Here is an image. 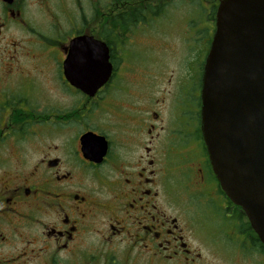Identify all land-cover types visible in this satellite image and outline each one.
Wrapping results in <instances>:
<instances>
[{"label":"flooded vegetation","instance_id":"flooded-vegetation-1","mask_svg":"<svg viewBox=\"0 0 264 264\" xmlns=\"http://www.w3.org/2000/svg\"><path fill=\"white\" fill-rule=\"evenodd\" d=\"M157 1L145 4L150 19L184 9ZM219 1L213 21L166 23L175 44L157 32L147 61L124 49L149 25L124 21L145 8L138 2L96 6L92 22V0H0V264H212L192 245L199 221L219 257L264 264L200 131L203 64L192 51L211 40ZM81 37L108 51L110 73L93 95L65 77ZM184 42L186 55L172 53ZM80 65L69 74L87 76Z\"/></svg>","mask_w":264,"mask_h":264},{"label":"water","instance_id":"water-1","mask_svg":"<svg viewBox=\"0 0 264 264\" xmlns=\"http://www.w3.org/2000/svg\"><path fill=\"white\" fill-rule=\"evenodd\" d=\"M107 55L106 46L91 37L71 41L66 79L93 95L110 73ZM75 63L88 75H70ZM199 97L200 131L214 177L264 245V0L219 1Z\"/></svg>","mask_w":264,"mask_h":264},{"label":"rangeland","instance_id":"rangeland-1","mask_svg":"<svg viewBox=\"0 0 264 264\" xmlns=\"http://www.w3.org/2000/svg\"><path fill=\"white\" fill-rule=\"evenodd\" d=\"M117 1V0H92V8H93V21H99V17L98 15L95 14V9L97 8L96 6H103L106 4H109ZM138 2V4L141 7H144L145 4L148 2L150 3V0H129L128 1V5L129 6H134L136 3ZM159 2V0L157 1ZM213 0H184V9H178L176 11H169V13H166L167 16L164 17H160L161 19H150L147 18L146 20H143L142 22L145 23H149L148 26L140 28V30H134L130 34L129 38H131V40L133 41L134 44H127L129 46L124 47V49H126L128 47V50L131 53H134V51H136V55L137 58H140V60L145 59L147 61H152L154 58V50H152L151 47L154 46V44H156L158 42L157 39H160L157 37V32H162L166 34V37L169 36L168 34V28H166V23H173V24H182L184 23V27L186 23L189 22H198V21H203L206 18V15L209 13V4L212 3ZM137 4V5H138ZM178 2L176 1H172V5L173 7H175V5H177ZM84 4L80 5L81 8ZM108 5V6H109ZM178 6V5H177ZM62 7H58L59 10H61ZM130 7H128L129 9ZM98 9V8H97ZM96 9V10H97ZM98 11V10H97ZM131 12V11H130ZM36 15V21L39 25H44L45 22L43 21L42 17H40V15L38 13H35ZM83 14H81L82 16ZM111 20H114L113 18ZM61 21H65L62 18V14H61ZM43 27V26H41ZM147 30V31H146ZM147 33V35H146ZM174 37H176L174 35ZM186 33L184 32V41L186 38ZM198 37H200V35H198ZM173 36L171 38H167L166 41L169 42L171 40V44H175L173 41ZM191 42H188L186 50H185V46H186V42H184V50L183 48L178 45V47H173L172 46V53L180 55L183 54L186 55L187 54V48L188 46L191 47L192 44H190ZM190 44V45H189ZM133 45V46H132ZM167 52V51H166ZM157 54V52H156ZM134 56V55H133ZM169 66H175L177 68V66L175 65V63L173 62H168L167 63ZM178 69V68H177ZM194 202H196L194 200ZM198 228H196L198 230V236L200 237V240H196L195 242H192L193 246H197L199 248V250L201 251L202 255H204L206 261H209L212 264H238V260H235V262L229 261V260H225L222 257H219L216 254V247L213 246H209L210 248H207L208 246V235H209V229L208 227H205L203 223H201V221H199L198 224ZM239 264H254V261L250 260L248 262H244V263H239Z\"/></svg>","mask_w":264,"mask_h":264},{"label":"trees","instance_id":"trees-1","mask_svg":"<svg viewBox=\"0 0 264 264\" xmlns=\"http://www.w3.org/2000/svg\"><path fill=\"white\" fill-rule=\"evenodd\" d=\"M123 1L128 2L129 0H123ZM194 1H196V0H194ZM114 2H116V1H114ZM144 7L145 8L141 10L139 15L136 14V13H130V14L126 13L125 14L126 18H124V21H134V20H137V18L140 21H143V20H145V18H147V17L149 18V12H150L149 9H150L151 6L150 5H145ZM213 17H214V10H213V12H210L209 14L206 15V20L207 21H213V19H214ZM114 20H117V19H114ZM198 22H200V21H198ZM209 44H210V38H208V40L205 41L204 43L203 42L202 43H197L194 46L195 47V51H192L194 48L191 50L194 54L197 53L198 55H200L201 64H203V62H204V57L207 54V51H208V48H209ZM192 52H190V53H192ZM201 74H202V71L200 73V78H201ZM247 226H248V224H247Z\"/></svg>","mask_w":264,"mask_h":264}]
</instances>
